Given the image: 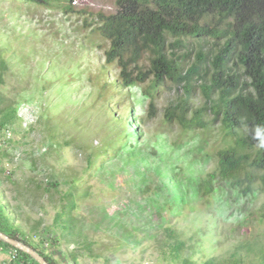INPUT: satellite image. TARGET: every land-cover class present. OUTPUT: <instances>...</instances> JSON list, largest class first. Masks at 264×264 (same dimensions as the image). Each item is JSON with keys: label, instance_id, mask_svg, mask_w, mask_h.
Wrapping results in <instances>:
<instances>
[{"label": "rangeland", "instance_id": "1", "mask_svg": "<svg viewBox=\"0 0 264 264\" xmlns=\"http://www.w3.org/2000/svg\"><path fill=\"white\" fill-rule=\"evenodd\" d=\"M60 4L0 0V61L6 65L0 95L5 109L18 108L17 118L0 130V199L16 224L58 264H172L160 252L167 225L185 241L181 258L200 263L216 256L229 264L241 244L236 255L243 264H258L246 246H264L261 178L245 198L217 181L203 198L169 194V178L193 188L196 180L186 169L199 178L214 169L215 151L227 144L219 123L186 133L165 121L164 107L183 92L169 82L149 117L140 87H122L118 68L104 62L108 41L95 26L98 13L115 11L113 0H75L70 12ZM190 41L195 48L197 41ZM201 102L195 87L190 105ZM200 142L208 157L201 151L204 162L189 167L183 153ZM172 146L178 158L169 165L157 153ZM65 191L75 193V207L65 215L64 231L54 214ZM13 259L0 248V264Z\"/></svg>", "mask_w": 264, "mask_h": 264}, {"label": "trees", "instance_id": "2", "mask_svg": "<svg viewBox=\"0 0 264 264\" xmlns=\"http://www.w3.org/2000/svg\"><path fill=\"white\" fill-rule=\"evenodd\" d=\"M30 1L48 6L51 1L58 2L64 11L70 12L71 3L75 0ZM113 2L115 11L98 13L95 29L108 41L107 48L102 52L104 62L118 68L120 85L124 88L140 87V93L148 99L149 117L155 115L153 101L165 83L179 86L182 95L168 101L163 109V119L174 121L186 133L195 128L207 129L212 122H218L227 141L224 147L215 151V167L205 177L199 178L191 168L190 171L185 170L189 172H185L187 177L196 180L193 188L182 182L178 187L169 178L168 193L189 200L203 198L212 195L214 182L217 181L218 188H225L226 184L229 190L245 198L252 192L250 185L255 180L261 178L264 185V0ZM190 40L197 41L195 48L190 47ZM191 53L193 59L189 62ZM4 70L6 65L0 61V86L4 83ZM195 87L201 94L202 102L197 108H192L190 98ZM5 99L0 95V130L17 118L18 108L11 103V108L5 109ZM138 120L141 121L140 118ZM134 134L137 135L136 132ZM201 151L204 159L207 158L202 142L188 148L183 153L186 156L183 162H187L189 167L193 161L201 164L204 162L200 158ZM157 155H163L169 165L176 162L175 156L178 158L173 146ZM252 171L259 175L256 177ZM49 185L56 187L57 182ZM68 191L61 194V198L66 200L54 214V223L62 230L65 229L66 213L75 207L72 199L75 193L72 195ZM3 203L0 199V232L32 247L49 264H58L44 252L39 242L32 241L29 231L24 232L16 224L11 209ZM162 230L164 240L160 252L172 264H225L228 261L216 256H209L200 263H194L187 257L181 258L185 241L170 225ZM34 231V228L30 230ZM73 234L78 238L80 232L76 230ZM86 245L89 248L90 244L86 242ZM250 245L246 248L259 256L258 264H264V246L259 243ZM0 248L15 253L12 264H37L29 255L1 240ZM239 248H242L241 244L232 254L234 258L229 264H243L236 255Z\"/></svg>", "mask_w": 264, "mask_h": 264}, {"label": "water", "instance_id": "3", "mask_svg": "<svg viewBox=\"0 0 264 264\" xmlns=\"http://www.w3.org/2000/svg\"><path fill=\"white\" fill-rule=\"evenodd\" d=\"M0 240L29 255L37 264H49L39 252L17 239L0 232Z\"/></svg>", "mask_w": 264, "mask_h": 264}, {"label": "built area", "instance_id": "4", "mask_svg": "<svg viewBox=\"0 0 264 264\" xmlns=\"http://www.w3.org/2000/svg\"><path fill=\"white\" fill-rule=\"evenodd\" d=\"M2 139V138H1ZM13 256V258H15V253L14 252H12V253H10V256Z\"/></svg>", "mask_w": 264, "mask_h": 264}]
</instances>
